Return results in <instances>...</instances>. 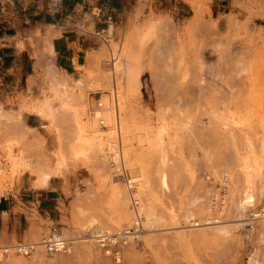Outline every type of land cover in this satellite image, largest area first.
Wrapping results in <instances>:
<instances>
[{"label": "rangeland", "instance_id": "rangeland-1", "mask_svg": "<svg viewBox=\"0 0 264 264\" xmlns=\"http://www.w3.org/2000/svg\"><path fill=\"white\" fill-rule=\"evenodd\" d=\"M186 3L191 12L180 0H158L146 12L135 8L126 26L109 28L107 44L93 32L95 43L74 78L55 67L47 35H30L31 58L22 60L31 63L32 75L17 97L18 110L6 113L0 106L6 115L0 119V192L14 189L16 167L50 173L60 164L68 166L52 191L59 201L52 218L44 220L34 209L26 212L30 237L20 241L0 211V258L3 247L39 242L53 226L61 228L67 250L24 259L10 254L3 257L6 264H110L83 239L94 226L114 230L131 219L128 196L108 167L117 132L104 136L95 153L82 151L80 136L93 121L99 130L113 128L104 119L100 125L91 113L104 96L111 106L113 82L123 153L130 151L124 153L125 163L142 178L143 215L149 207L158 218H153L155 232H147L145 222L141 242L125 248L122 264L246 263L236 232L225 241L215 237L213 227H190L183 217L187 211L193 218L205 213L204 173L253 176L264 168V0H227L220 23L212 0ZM109 49L117 55L113 68L106 64ZM22 111L42 112L47 127L39 134L23 127L13 119ZM160 172L167 187L160 185ZM117 186L125 192V206ZM20 195L24 202L30 199L25 191Z\"/></svg>", "mask_w": 264, "mask_h": 264}, {"label": "crops", "instance_id": "crops-1", "mask_svg": "<svg viewBox=\"0 0 264 264\" xmlns=\"http://www.w3.org/2000/svg\"><path fill=\"white\" fill-rule=\"evenodd\" d=\"M226 1L212 0L211 10L214 16L219 15L218 23L223 21V14L228 11ZM157 2L158 0H147L144 3L143 0H0L1 108L6 113L18 110L20 102L17 97L27 88V80L32 75L31 63H23L22 60V57L31 58L28 39L32 33L38 31L42 37L47 35L51 39L55 67L74 78L76 67L85 63L86 54L95 43L93 32L104 29L108 21H111L113 27L126 26L135 8L146 12L148 6H155ZM180 2L187 12L192 11L186 2ZM41 113L22 111L15 114L13 119L39 134V130L48 125L47 118ZM18 115L20 121L17 119ZM5 116L0 115V119ZM13 152L17 150L14 149ZM2 157L0 153V164L3 162ZM6 167V170L11 169V164ZM32 180L33 174L29 168L16 167L13 175L14 189L10 193L0 192V211L5 213L11 230L20 241L30 237L26 212L34 209L37 215L46 220L51 219V214L58 209L59 201L52 192L54 188L35 187ZM57 180L61 181L56 179L55 183ZM23 191L30 196L25 202L20 199Z\"/></svg>", "mask_w": 264, "mask_h": 264}, {"label": "built area", "instance_id": "built-area-1", "mask_svg": "<svg viewBox=\"0 0 264 264\" xmlns=\"http://www.w3.org/2000/svg\"><path fill=\"white\" fill-rule=\"evenodd\" d=\"M2 2H7V0H2ZM111 26H113L111 21H108L104 29L95 33L105 44L108 43L110 36L108 30ZM116 56L109 49V59L106 64L113 68ZM114 83L113 104L117 109ZM100 107V102H97L96 108L91 113L102 125L101 114L96 115V112H102ZM108 167L113 178L123 185L128 196L131 219L128 224L114 230L94 226L89 236L96 249L110 264H122V253L125 248L130 245L136 246L141 242V236L145 231V216L143 215V201L138 190L140 177L131 174L126 166L120 133H117L116 144L108 153ZM202 182L206 200L205 213L200 218H194L190 222L192 225L190 227L235 224L236 233L240 237L241 249L246 252V262L264 264V168L257 175L252 176L251 198L240 211L236 206L240 200H244L243 191L240 189L242 184L244 185L243 176L232 174L227 170L216 173L210 171L203 174ZM66 250L67 240L62 237L59 227L53 226L39 242H17L15 245L5 246L2 248L1 255L6 257L16 254L29 258L37 252L58 255ZM3 257L0 258V264H6Z\"/></svg>", "mask_w": 264, "mask_h": 264}, {"label": "bare ground", "instance_id": "bare-ground-1", "mask_svg": "<svg viewBox=\"0 0 264 264\" xmlns=\"http://www.w3.org/2000/svg\"><path fill=\"white\" fill-rule=\"evenodd\" d=\"M185 2L187 1V0H184ZM112 28H114L113 26H112ZM120 51V48H119V50H117V52H116V54L118 55V52ZM115 85V84H114ZM114 88V87H113ZM113 95L115 94L114 93V91H113V93H112ZM107 95V94H106ZM111 95V94H110ZM104 96V95H103ZM113 97V96H112ZM103 104L102 103H100L101 105H103V107H104V111H103V113L102 112H96V115H102L101 116V119H104L105 120V124L106 125H112V123L114 124L113 125V128H111V129H108L109 131L108 132H106V131H102V130H99V129H97V128H95L96 126H97V124H96V126L94 125V121H93V127H89V125H87L86 126V130H85V128H84V130H83V134L80 136V141H81V145H83V146H81V148H82V151L84 152V151H91V152H93V153H95V150L98 148V147H100V142H102L103 141V137L104 136H106V135H110V134H113L114 132H117V133H120V128H121V126H120V120H119V116H118V111H117V109H116V107L115 106H113L112 104H111V106H110V103H109V96L107 97V96H104L103 97ZM60 104L64 107L65 105H66V102L65 101H63V100H60ZM42 106V105H41ZM101 108H102V106H101ZM100 108V109H101ZM39 109V108H38ZM37 110V109H36ZM102 110V109H101ZM40 111V110H39ZM0 115H2L1 113H0ZM104 116V117H103ZM113 116H114V118H113ZM17 119H18V121H20V116L18 115L17 116ZM104 120H103V122H104ZM104 124V123H103ZM124 124V123H123ZM122 124V125H123ZM105 125V126H106ZM23 127H25V128H27L25 125H22ZM91 126V125H90ZM45 127V126H44ZM51 127V126H50ZM125 127V126H124ZM122 129H123V127H122ZM125 129V128H124ZM147 129H148V127H147ZM50 130V129H49ZM88 132H90L91 134L88 136ZM116 133H114V135H115ZM111 136V135H110ZM117 136V135H116ZM122 140V139H121ZM85 145V146H84ZM247 145V144H246ZM113 146V145H112ZM158 146V145H157ZM84 147H86L85 148V150H84ZM249 148H251V146H248ZM262 148H264V146L262 147ZM87 149V150H86ZM151 149V148H150ZM147 150H149V148L147 149ZM125 151V150H124ZM83 152H81V154H83ZM128 151L126 150L124 153H125V156H128V153L130 152H128ZM75 153L77 154L78 152L77 151H75ZM85 153V152H84ZM123 153V154H124ZM75 154V155H76ZM81 154H77V155H81ZM124 156V157H125ZM80 157V156H79ZM83 157V156H82ZM73 158H74V156H73ZM78 160L76 159V162H77ZM78 162H80V163H78ZM77 163L78 164H81V161H78ZM56 164V163H55ZM62 164H60V165H58L54 170H52L50 173H49V171L46 173L45 171V173H41V172H38V171H35V170H32V171H30L31 172V174H33V180H32V183H33V186H35V187H42V188H56V185H55V180L56 179H60L61 177H64L63 176V174H65V172L63 171V169H62V167H63V165L61 166ZM67 166H68V164H66ZM65 165V166H66ZM63 167L64 169L66 168V167ZM70 166V165H69ZM259 167H261V166H259ZM31 169V168H30ZM261 169V168H260ZM191 170V169H190ZM64 172V173H63ZM259 172H260V170H259ZM258 171H257V173L255 174V175H257L258 173H259ZM159 174H161L160 175V178H159V180H160V182H158V183H160V185H162V186H165V187H167L166 185H167V183H166V176L162 173V172H160ZM241 176H243V178H244V185L242 184V186H241V188L240 189H242V191H243V194H244V200H240L239 202H238V204H237V210H241L248 202H249V200H250V198H251V195H252V190H253V186H252V183H251V179H252V175H247L244 171H242L241 172ZM158 177V176H157ZM141 179L142 178H140V181H141ZM143 181V180H142ZM63 183H64V181H63ZM65 184V183H64ZM142 184V183H141ZM140 184V185H141ZM142 187V186H141ZM140 187V188H141ZM145 187V186H144ZM147 187V186H146ZM145 187V188H146ZM165 187H164V189H165ZM163 188V187H162ZM115 189L117 190V189H119L120 190V188H118V186L117 187H115ZM138 189H139V187H138ZM142 189V188H141ZM144 189V188H143ZM142 189V191H144ZM149 189H151V188H149ZM118 191V190H117ZM117 191L115 192V193H117ZM260 191H262V189H260ZM119 192V194H118V196L120 197H124L126 200H124L123 202H125L124 203V206H125V204H126V201H127V198L124 196V191L122 192L121 190L120 191H118ZM148 193V192H147ZM144 195V194H143ZM147 195V194H146ZM151 195H152V193H151ZM140 196H141V194H140ZM118 198V197H117ZM122 198H120V200L122 199ZM123 198V199H124ZM122 199V200H123ZM146 199V198H145ZM150 199V198H149ZM147 200V199H146ZM153 200V199H152ZM195 201L196 200H193V203H195ZM149 202V201H148ZM147 206H148V204L147 203H145ZM263 206H264V203H263ZM146 208V207H145ZM149 208V207H148ZM148 208H146V210H148L147 212H146V210H145V213H146V217H145V222H146V224H147V227H148V231L147 232H151V231H154V230H156L155 229V225H154V222H157L158 220V218L156 219V218H154V213L151 211V210H149ZM143 209H144V204H143ZM187 210H188V208H187ZM186 210V211H187ZM151 211V212H150ZM144 213V214H145ZM170 214H171V212H170ZM173 214V213H172ZM171 216H173V215H171ZM193 215H192V213L190 212V211H187L186 212V215H184V217H183V220L185 221V223H187V224H189L190 222H191V219H194L193 217H192ZM156 219L157 221H153L154 219ZM173 219V218H172ZM176 219V218H175ZM174 219V220H175ZM173 221V220H172ZM159 223V222H158ZM161 223V222H160ZM184 223V224H185ZM90 224V223H89ZM96 223H91V226L92 225H95ZM165 224V223H164ZM172 224V223H171ZM176 224V223H175ZM162 225H163V223H162ZM174 225V224H173ZM177 225H178V223H177ZM157 226H158V224H157ZM167 226V225H166ZM172 226V225H171ZM175 227L174 228H176L177 226L176 225H174ZM160 227H162V226H160ZM173 227V226H172ZM171 227V228H172ZM183 227H185V225H180V226H178L177 228H183ZM209 227V226H208ZM211 227H213L214 228V230H215V233H216V235H215V237H217V235L219 236V238H221V239H223V240H225L226 238H228V237H230V236H233L234 234V232H236V230H235V228H236V225L235 224H224V225H218V226H211ZM211 227H209V228H211ZM208 228V229H209ZM162 229V228H161ZM212 229V228H211ZM204 230V229H203ZM213 230V231H214ZM59 231L61 232V228H59ZM189 231V230H188ZM187 231V232H188ZM199 231V230H198ZM210 231V230H209ZM155 232V231H154ZM195 232V231H194ZM196 232H197V230H196ZM212 232V231H211ZM153 233V232H152ZM178 233V232H177ZM181 233V232H180ZM183 233V232H182ZM190 233V232H189ZM187 234V235H190V234ZM199 233V232H198ZM214 233V234H215ZM203 234V233H202ZM184 235V234H183ZM182 234L180 235L181 237L183 236ZM187 235H186V237H187ZM238 235V234H237ZM148 236V235H147ZM179 236V235H178ZM185 236V235H184ZM200 236H202V235H199V237ZM180 237V238H181ZM186 237H183V238H186ZM218 238V237H217ZM218 238V239H219ZM187 239V238H186ZM190 239V238H189ZM192 239V238H191ZM220 239V240H221ZM229 239V238H228ZM91 241V239H90V236H88L87 238H85V239H83V241ZM188 240V239H187ZM227 240V239H226ZM225 240V241H226ZM238 240H239V244H240V237H239V235H238ZM89 241V242H90ZM145 242V241H144ZM148 243V242H147ZM132 247V246H131ZM133 249V248H132ZM45 253H42V252H37V255L38 256H43ZM45 255H47V254H45ZM36 256V255H35ZM20 258V257H19ZM23 258V257H22ZM24 259V258H23ZM34 259H36V258H34ZM19 260V259H18ZM25 260H27V259H25ZM22 261V260H21ZM39 261V260H38ZM31 263V262H30ZM245 264H250V263H245Z\"/></svg>", "mask_w": 264, "mask_h": 264}]
</instances>
